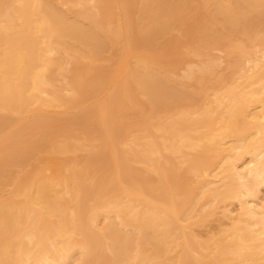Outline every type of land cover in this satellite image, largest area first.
<instances>
[{"label": "bare ground", "instance_id": "6f19581e", "mask_svg": "<svg viewBox=\"0 0 264 264\" xmlns=\"http://www.w3.org/2000/svg\"><path fill=\"white\" fill-rule=\"evenodd\" d=\"M187 4L0 0V113L15 117L0 116L11 127L0 168L30 157L40 142L20 132L40 124L48 143L33 161L66 166L56 179L15 175L0 200V264H264V0ZM181 8L196 62L181 39L153 49L175 23L187 29ZM95 94L91 123L63 131V114ZM77 128L95 149L69 166Z\"/></svg>", "mask_w": 264, "mask_h": 264}, {"label": "rangeland", "instance_id": "374dc122", "mask_svg": "<svg viewBox=\"0 0 264 264\" xmlns=\"http://www.w3.org/2000/svg\"><path fill=\"white\" fill-rule=\"evenodd\" d=\"M186 1L188 3L187 5L195 6L197 4V1L198 0H186ZM183 8L180 9L179 15L181 14V19L185 23L188 24V26L186 27L187 29H185V28L183 29V27L181 28V27L177 26L176 23H175L174 26H173V29H169V30L161 33L158 38L154 39V41H153V45H154L153 49L154 50H155V48L159 49V47H161V45L166 40H168L170 38L171 39L172 38L173 39H181V43L180 44H177L176 45V48L180 52H184L187 55V56H183V60L185 62L187 60L188 61H191V62H196L197 59H198V57H195L192 54H188V52L183 49V47L185 45H187V43H190L191 41H193L192 31H191L192 28H190L193 25L192 19H190L191 14H188L187 12H184L183 11ZM62 9L60 8V10H62ZM176 26H177V28H176ZM184 33L185 34H188L189 37H185V38L182 37L181 38V36L184 35ZM232 38L234 40H240V41L244 42V40L242 39V37L239 36V35L238 36H235V37H232ZM147 48L149 49V47H147ZM147 48H145L144 46L142 47V45L139 44L136 47V52H137V54H140V55L141 54L142 55L143 54H146L147 53V50H148ZM174 50H175V48H174ZM210 54L212 56H214V57L219 58V63H220L219 64V66H220L219 67V71L220 72H224L225 74H229V69H228V66L229 65H228V61H227V59L225 57L224 52L221 51V50L215 49V50H211L210 51ZM111 55L112 54H108V53L103 54V61L104 62H101V64L102 65H107L108 62H109V59H110ZM112 58H111V60H112ZM161 59L162 60L163 59H166L167 60V59H169V56H165V57L163 56V57H161ZM111 60H110L109 63H111ZM184 68H185V64H183L179 68H177V71H176L177 74H181V72H182L181 70H183ZM174 80H176L175 77H174ZM99 98H100L99 95H96L95 94V96L93 97V99L92 98H88L89 100H85L83 102V104L81 105V108H83V109L82 110L80 109V112L81 111H84V112H81L82 113V117H81V115L79 117V114L78 113H80V112H79V109H78L77 110L78 112L76 111L77 113L74 112L76 114L73 113V115H74L73 117H72V113L70 112L71 114H65V115L63 114L64 117H62V118H64V119L67 118V120L65 119L64 121L65 122L66 121H69V123H71V124H73V122L74 123L76 122L75 125H77V126H75L74 128H76V127H79L80 128V124H85L86 122L88 124V122H90L92 120V117H93L92 116V113H93L92 111L94 110V107L96 106L95 103H96V101ZM52 110L53 111L50 110L51 112H49L48 115H50L52 117H61L60 116L61 115L60 112H58L60 110H55V109H52ZM0 116H2V118H5V117H7V118L8 117L9 118H11V117L12 118H15L12 115H9L7 113H0ZM0 119H1V117H0ZM83 119H85V120H83ZM21 123H20L21 125H19V127L20 126L23 127L26 124V121H21ZM69 123L66 122L64 125H62L63 126L62 127L63 131L66 130V127H68ZM65 125H67V126H65ZM39 126H41V127L38 128ZM38 127L35 128L32 131H30V129H25V131L23 133L20 132V135L21 136L22 135L24 136L23 137V139H24L23 141L24 142H25V140H27V143H30V142L33 143V141L34 142L35 141H37V142L39 141L40 142L39 144L37 143L39 146H37V149L34 148V150H33V148L32 149H29L31 147H26V148L24 147L25 153H27L26 152V149L28 148L27 151H29V152L27 154L30 155V157L27 158V159H25V160H22V161L16 158L17 160L16 159H15V161L12 160V161H10L9 165H7V166L5 165L4 167H2V169L0 168V183H2V184H0V200L2 198H4V197H7V195L10 194V192L14 190V188H15V183H14V177H15V175H18L16 177H19V176H22V175H24V174H26L28 172H32L33 171L32 173H34V171H36L35 173H38V171H39L41 174H43L44 177L51 178V179H56V178H58L60 176V173H62L64 171V168L66 166L64 164H61L59 162L58 158L51 159V160L49 159L48 161H44V162H41V163H38V162L33 161L34 160L33 159L34 158V155L35 154H38L41 151L40 149H44L46 147V144L48 143L47 141H46V143H44V141L47 140L45 137L44 138L40 137V135H42V133L45 131V130H43L44 129L43 126L40 124V125H38ZM10 129H11L10 124L9 125L8 124L2 125V127L0 128V136H2L4 134H6L7 132H9ZM22 130H24V128ZM27 130H29V131H27ZM42 130H43V132H41ZM71 133H72V136H73V138H69V142L71 144H73V145L74 144H77L78 142H76L74 139L75 138L77 139L78 137H79L78 138L79 140H82L83 141L84 136L80 133V130H78V128H77L76 131H75V129H73V132L71 131ZM93 137H95V134H94V132L91 129L90 138L93 139ZM41 138H42V141L43 142L41 141ZM57 139L60 142H63L64 141L63 140L64 139L63 137L60 138L58 136ZM90 143H92L94 146L97 145V142L92 141V140H91ZM126 143L130 144L129 141H127ZM80 144H79V149H78L77 152H68L65 155H63V157H65L68 160V161L67 160L66 161H67V163L69 162V166H70V164L72 166V165H75L77 162L79 163L82 160V158L89 153V151L95 149V148H92L90 150L89 148H91V147L88 146L90 144H88L86 141H83V144H81V145ZM120 148H122L124 150L127 149V147L124 146V145H120ZM38 150H39V152H38ZM73 163H75V164H73ZM133 170H135L136 172L141 171V166L138 165V164H133ZM85 174H87L89 176L94 175V173L93 174L92 173H85ZM97 174L98 173H96V175ZM4 179H5V181H4ZM54 189L57 190V191H60L61 190V187H54ZM101 222H100V224H101ZM213 229H214L213 228V223H211V224H205V227L203 229H197V231L198 232H202L204 234V232L206 230H209L210 231V230H213Z\"/></svg>", "mask_w": 264, "mask_h": 264}]
</instances>
